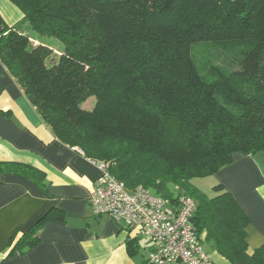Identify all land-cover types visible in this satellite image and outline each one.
Segmentation results:
<instances>
[{"label":"trees","instance_id":"obj_1","mask_svg":"<svg viewBox=\"0 0 264 264\" xmlns=\"http://www.w3.org/2000/svg\"><path fill=\"white\" fill-rule=\"evenodd\" d=\"M11 1L24 17L14 25L0 17V62L55 137L128 188L191 195L202 242L232 264H264V242L249 250L248 217L230 192L215 182L207 194L193 182L234 153L264 152V0ZM204 41L235 67L201 68L191 48ZM1 172L44 186L29 164L0 161ZM44 217L15 247L34 244Z\"/></svg>","mask_w":264,"mask_h":264},{"label":"crops","instance_id":"obj_2","mask_svg":"<svg viewBox=\"0 0 264 264\" xmlns=\"http://www.w3.org/2000/svg\"><path fill=\"white\" fill-rule=\"evenodd\" d=\"M0 17L14 25L24 14L11 0H0ZM0 161L29 164L45 176L40 187L23 174L0 173V264H139L147 258L142 251L151 250L148 237L122 220L94 214L89 196L101 173L98 165L55 137L1 62ZM209 178L211 185L221 183L247 215L249 250L261 245L264 152L234 153L232 162ZM43 216L34 244L15 247L18 238ZM129 241L135 245L133 253ZM203 244L214 264H232Z\"/></svg>","mask_w":264,"mask_h":264},{"label":"built area","instance_id":"obj_3","mask_svg":"<svg viewBox=\"0 0 264 264\" xmlns=\"http://www.w3.org/2000/svg\"><path fill=\"white\" fill-rule=\"evenodd\" d=\"M101 170L90 192L94 214H107L122 220L137 234L148 237L152 264H214L192 223L195 199L179 193L173 199L152 192L138 184L128 188L106 168Z\"/></svg>","mask_w":264,"mask_h":264},{"label":"rangeland","instance_id":"obj_4","mask_svg":"<svg viewBox=\"0 0 264 264\" xmlns=\"http://www.w3.org/2000/svg\"><path fill=\"white\" fill-rule=\"evenodd\" d=\"M27 23V22H25ZM33 36V33H31ZM53 46L57 49L61 47V43L53 39ZM191 54L199 63L201 68H207L210 64H220L226 66V68L232 69L235 67V59L229 55V52L224 51L220 48L219 45L214 44L213 42H197L194 43L191 48ZM95 102V98L93 96L89 97L85 102L82 103L83 107L91 108ZM210 178L207 177H198L193 180L194 184L200 188L202 191L207 194H212L211 191V183L209 182ZM142 253L144 256L148 255V252L145 251ZM140 252V254H142Z\"/></svg>","mask_w":264,"mask_h":264}]
</instances>
